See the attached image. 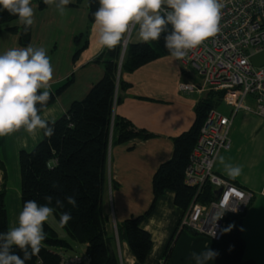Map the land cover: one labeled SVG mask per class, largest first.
I'll use <instances>...</instances> for the list:
<instances>
[{
    "label": "crops",
    "instance_id": "1",
    "mask_svg": "<svg viewBox=\"0 0 264 264\" xmlns=\"http://www.w3.org/2000/svg\"><path fill=\"white\" fill-rule=\"evenodd\" d=\"M88 1L71 0L70 3L73 4L67 6V14L64 16H61L54 6L40 9L37 4L32 5L35 22L32 25L29 44L44 47L51 58L55 69L51 90L69 77L73 78L68 88L41 113L47 121L58 120L70 108L72 102L83 99L104 74V66L97 61V57L106 47L100 45L97 35L93 32L94 21L89 19ZM14 26H22L18 18L4 26L5 30L0 35V54L12 47L29 45L21 44L19 32L6 29ZM79 34L83 36L80 45L84 40L88 41V45L75 57V52L80 46L75 37ZM127 39L128 45L141 41L135 29L125 36L123 47ZM121 78L128 85L120 92L121 99L114 108V115L131 121L136 129L151 134L122 143L113 138L110 146L103 202L104 211L110 218L107 228L109 234L115 237L121 263L161 264L166 257L165 264H194L191 254L210 247L218 256L208 264H223L230 236L240 223L247 242L245 259L264 264V173L256 177L251 172L248 173V164L242 163L243 151L246 149L243 136L248 135L256 139L258 131L263 128L261 123H264V119L245 111L239 112L234 119V123L238 122V127L230 133V136L233 133L230 149L219 155L234 165L242 166L241 174L234 178L228 176L218 159L215 168L222 176L255 191L247 212L243 216H230L225 236L217 241L189 228L179 229L183 209L175 204V193L166 191L159 198L154 212L142 223L143 228L152 235L153 246L145 262L137 260L123 235V222L150 207L154 196V174L161 163L173 156L174 138L194 123L195 106L203 96L184 93L179 89L180 81L192 78L170 54L155 58L132 71H121ZM220 104L221 102L217 107ZM237 131L238 139L235 137ZM253 135L255 137H252ZM42 137V130L33 137L23 129L0 137V159L4 165L0 168V186L7 189L9 229L18 226V215L22 210V205L18 203L21 200V185L16 186L15 180V190L11 187L12 178L16 179L18 171L21 176L19 153L22 149L32 150ZM11 193L14 204L12 216L7 199ZM173 235V249L170 254L164 256ZM59 250L62 252V249Z\"/></svg>",
    "mask_w": 264,
    "mask_h": 264
},
{
    "label": "trees",
    "instance_id": "2",
    "mask_svg": "<svg viewBox=\"0 0 264 264\" xmlns=\"http://www.w3.org/2000/svg\"><path fill=\"white\" fill-rule=\"evenodd\" d=\"M33 4H37L40 9L48 7L43 0H32ZM88 7L89 19L94 21L93 13L99 7V0H89ZM17 18L0 8V35L5 30L4 26ZM6 29L19 32L22 45L30 43L32 26L27 31L23 25ZM82 37L81 34L75 37L78 45ZM87 42L84 40L77 48L75 57L87 47ZM122 48L121 43L113 50L105 48L98 55L97 61L104 66L102 78L83 99L73 101L58 120H48L49 126L54 129L52 136H45L42 130L43 137L40 142L32 150L22 149L19 153L22 208L24 202L29 200L47 204L45 197L51 196L53 202L49 206L55 208L53 215L59 224L61 213L69 212L71 215L65 226L60 225L70 239L63 237L47 220L44 224L46 239L43 246L26 264H35L39 257L47 264H59L63 256L59 249L73 248V241L86 244V251L91 258L90 264H121L115 237L109 234L107 228L110 218L104 211L103 202L110 146L113 138L122 143L132 138L151 135L142 129H136L131 121L114 115V108L121 99L120 92L128 85L121 78V71H132L155 58L170 54L164 47L163 35L158 41H140L128 45L121 63ZM72 81L73 78L69 77L54 89H50L51 96L47 107ZM222 96L221 91H209L199 100L195 106L194 123L174 138L173 156L161 163L154 174V196L150 207L123 222V235L141 263L146 261L153 246L152 235L143 228L142 223L154 212L159 198L166 191H173L175 204L184 212L195 195V188L185 182V171L207 113L221 102ZM3 166L0 159V168ZM54 184L59 187L54 188ZM205 193L210 196L213 190L207 188ZM6 195L7 189L0 186V233L9 230ZM67 196H74L77 206L68 204ZM56 200L64 201V207L56 208ZM173 240L174 235L164 256L172 251ZM246 244L238 223L230 236L223 264H257L253 259H245ZM13 251L23 258L19 249L13 248Z\"/></svg>",
    "mask_w": 264,
    "mask_h": 264
},
{
    "label": "clouds",
    "instance_id": "3",
    "mask_svg": "<svg viewBox=\"0 0 264 264\" xmlns=\"http://www.w3.org/2000/svg\"><path fill=\"white\" fill-rule=\"evenodd\" d=\"M43 2L64 16L71 0ZM0 8L18 17L25 31L35 22L32 0H0ZM222 8V0H99V7L93 13V32L100 45L109 50L120 45L132 29L145 43L158 41L163 35L164 47L172 57L181 60L190 50L217 34ZM54 72L44 47L29 44L0 54V137L22 129L33 137L39 130L45 136L53 135L54 129L40 113L47 108ZM218 160L228 176L234 178L241 174L242 166L226 161L223 156ZM45 199L47 204L25 201L18 215V226L0 233V264H26L40 252L46 239L44 224L55 211L49 206L52 197ZM66 201L77 206L74 196H67ZM55 206L63 208L64 201L56 200ZM70 219L69 212L61 213L60 225L65 226ZM13 248L19 249L23 258ZM217 256L208 247L199 253L193 252L191 259L194 264H208Z\"/></svg>",
    "mask_w": 264,
    "mask_h": 264
},
{
    "label": "built area",
    "instance_id": "4",
    "mask_svg": "<svg viewBox=\"0 0 264 264\" xmlns=\"http://www.w3.org/2000/svg\"><path fill=\"white\" fill-rule=\"evenodd\" d=\"M222 3L217 34L178 60L192 78L179 82L182 92L204 97L209 91H221V102L230 109L229 115L217 106L207 113L185 171V182L195 188V195L179 222V229L189 228L217 241L225 236L229 217L243 216L255 196L254 190L219 174L217 159L232 145L230 133L239 112L264 119V64L255 66L251 61L264 50V0ZM127 45L128 39L123 53ZM207 188L212 195L206 196ZM90 260L87 252L61 258L62 264H90ZM35 264L47 263L39 257Z\"/></svg>",
    "mask_w": 264,
    "mask_h": 264
},
{
    "label": "rangeland",
    "instance_id": "5",
    "mask_svg": "<svg viewBox=\"0 0 264 264\" xmlns=\"http://www.w3.org/2000/svg\"><path fill=\"white\" fill-rule=\"evenodd\" d=\"M125 54H126V51L123 53V48H122L121 63L124 59ZM219 109H220V111H222L223 113H225L227 115L230 114L229 107L223 102H221V104L219 105ZM238 120H239V116H237V118H236V121H238ZM261 125L263 126V128L258 131L259 133H258L256 139H252V138L248 137V135L246 137L243 136V138H244L243 142H244V146L246 147V149H245V151H243L244 156L242 158V163L248 164V166H247L249 168L248 173L251 172V174L255 175L256 177L261 176L264 173V123H261ZM237 127H238V122H235L233 127H232L231 132H233ZM232 134H231V136H232ZM235 137L237 139L239 138V131H237L235 133ZM252 137H255V135H253ZM15 180H16V184H17L16 186L20 187L21 176H20L19 171L16 173V179H15V177H13L12 181H11V187H12L13 191L15 190V185H14ZM11 195H12V193L10 194V198H7V199H8V205H9V209H10L11 216H12L14 204L12 201L13 195L12 196ZM18 203L20 205H22L21 200H19ZM12 220H13V217H12L11 221ZM48 221L51 222V224H53L55 226V228H57V230L60 232V234L63 233V235H62L63 237L69 238L68 235L66 234V232H63L64 230L62 229L60 224L57 222L54 215L50 216ZM173 242H174V240H173ZM72 245H73V248L62 249V254L64 253L65 256H72V255H76V254H80V255L86 254V252H87L86 251V244L73 241ZM165 260H166V257H165ZM165 260H163L161 262V264H165L166 263ZM59 264H62V262L60 261Z\"/></svg>",
    "mask_w": 264,
    "mask_h": 264
},
{
    "label": "water",
    "instance_id": "6",
    "mask_svg": "<svg viewBox=\"0 0 264 264\" xmlns=\"http://www.w3.org/2000/svg\"><path fill=\"white\" fill-rule=\"evenodd\" d=\"M251 61L255 66H261L264 64V50L253 55Z\"/></svg>",
    "mask_w": 264,
    "mask_h": 264
}]
</instances>
